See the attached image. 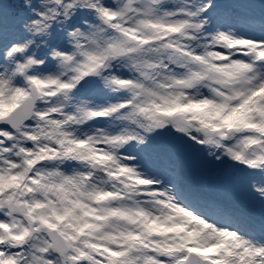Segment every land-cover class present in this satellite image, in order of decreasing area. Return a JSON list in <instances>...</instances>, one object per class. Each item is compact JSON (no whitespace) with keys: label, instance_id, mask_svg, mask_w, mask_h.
Masks as SVG:
<instances>
[{"label":"snow or ice","instance_id":"snow-or-ice-1","mask_svg":"<svg viewBox=\"0 0 264 264\" xmlns=\"http://www.w3.org/2000/svg\"><path fill=\"white\" fill-rule=\"evenodd\" d=\"M0 264H264V0H0Z\"/></svg>","mask_w":264,"mask_h":264}]
</instances>
